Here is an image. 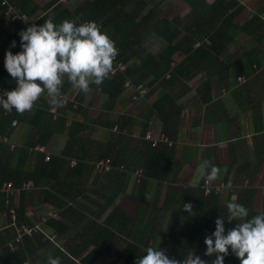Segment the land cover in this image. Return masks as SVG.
I'll use <instances>...</instances> for the list:
<instances>
[{"label":"crops","instance_id":"obj_1","mask_svg":"<svg viewBox=\"0 0 264 264\" xmlns=\"http://www.w3.org/2000/svg\"><path fill=\"white\" fill-rule=\"evenodd\" d=\"M84 1L86 0H69L71 10ZM215 1L205 0L208 5ZM234 1L237 2V6L243 7L234 18V23L240 26L244 25L247 20L253 18H258V20L254 21L249 30L238 32L232 42L225 46L219 44L220 47H224L221 52L208 55L205 52L204 56L198 57L197 60H190V63H197L198 67H195L196 65L190 69H184V67L180 70L183 71L182 74L175 79L172 85L159 86L145 100L132 103L130 93L126 90L109 95L102 94L91 87L90 91L84 94L72 88L66 81L62 90L63 97H71L78 91L80 103L84 105L79 112L74 113L68 108L50 105L46 93L31 112L20 114L15 110L12 118L16 120L17 126L14 129L7 128V131L10 130V141L15 146L14 150L10 151L7 146L0 144V184L12 182L1 183V179L6 176H15L21 180L20 178L24 175L31 174L32 177L39 179L37 183L30 179L35 186L32 190L21 191L15 196L5 193V198L0 196V235L4 236L11 227L9 215L11 209L16 214L22 209L21 223L29 227L37 225L44 234H52L55 229L37 221L54 214L55 217L51 218L58 221L64 229L60 233L56 231L60 246L68 253L73 248V251H81L76 256L80 260L90 252L92 246L83 249V245L80 246V242L78 243L77 236L83 233V229L93 214L94 216L98 214L99 223L105 221L113 207L122 210L130 217L134 216L139 202L137 198L139 177L136 174L128 175L123 191L116 197L114 204L99 212L103 200L97 195L96 181L99 178H96L93 172L70 174L67 169L63 168L62 171L56 169L41 177V173L37 174V160L44 155L34 151L33 147L44 145L52 160L67 159L69 164L74 158H68L65 150L74 140L79 141L83 138L91 145L98 147L107 144L112 133L116 134L119 130L129 138H137L146 125V128L152 130L154 135L159 132L163 133L162 122L156 114L152 113L151 107L165 94L170 95L176 104H181L182 117L179 120L176 134L171 139L173 142L172 156L165 157L170 169L165 175L166 178L160 180L153 176L146 179L144 213L141 217L138 216L140 220L137 218L140 222H135L142 223L141 232H138L142 241L136 257L129 264H135L138 256L146 255L143 250L147 247L160 244L166 252L169 251L167 249L173 248L171 244L173 240L168 236L170 233L173 234L174 225L183 224L182 220L187 217L174 215L184 205L185 199L182 198L181 189L188 188L195 191L199 188L204 179L196 182L199 175L198 168L205 161L221 169L220 179L213 183H224L227 186L219 200L220 217L227 214L222 206L232 198L249 209V217L264 211V68L249 74L245 77L247 82L240 85L237 83V78L241 75L237 72L238 65H234L248 59L246 57L249 50V52L252 51L249 55H253L264 63V25L262 24L264 22V0ZM52 2L53 0H34L39 9L37 15H42L40 13L42 9L48 8ZM150 3L159 4V15L170 21L172 19L168 16L170 12L164 13L160 8L161 4L167 6L172 3L174 5V10L171 12L173 19L180 11L182 12V16L176 22L190 14L189 6L182 0H150ZM204 32L206 35L204 40H207L205 44L209 47L210 41L207 36L211 34V31L207 28L203 30ZM196 33L200 34L201 30L199 29ZM200 42L201 40L195 41L192 45L195 47V44ZM188 43V45L186 42L180 43L179 52L173 58L175 63L186 61L189 63L188 59L184 60V52L191 46L190 42ZM164 45L162 40L153 36L145 46L147 50L156 54ZM10 46L11 44L3 46V39H0V52H2L0 58L5 56ZM241 55H244L246 59ZM229 65L234 66L228 67ZM208 67L212 68L209 74L204 70ZM1 69L4 73L3 82L14 88L13 78L5 68ZM204 83H206L205 87H203ZM52 108L57 110L56 116L49 112ZM107 119L118 123L116 125L118 131L114 132L113 127L110 129L104 125ZM76 123L84 127L73 135ZM45 129L47 132L45 131L42 136ZM76 149L74 146V150ZM88 149V156L95 151L93 147ZM22 152H26L25 155H22ZM21 156L24 159L20 162ZM84 161L93 168V161H88L87 158ZM19 167L21 171L18 170ZM14 171H17L18 175ZM65 177L66 180H64ZM77 179L83 190L81 194L75 195L74 200H71V195L65 193H68V184ZM57 197L65 202L73 201V207L78 209L79 213L73 212L72 217L68 215L60 217L57 211L59 208ZM166 202L169 203L168 207H164ZM191 204L193 205L192 200ZM151 227H153L151 232H154L151 235L153 234L154 239L147 241L145 239ZM205 237H195L190 252L200 256L206 264H212L215 254L210 257L204 255L206 252ZM120 247L123 248L122 245ZM52 248L53 246H47L34 251L27 259L29 264H40V258L46 256L48 251L53 250ZM92 264L125 263L116 254L106 252Z\"/></svg>","mask_w":264,"mask_h":264},{"label":"trees","instance_id":"obj_2","mask_svg":"<svg viewBox=\"0 0 264 264\" xmlns=\"http://www.w3.org/2000/svg\"><path fill=\"white\" fill-rule=\"evenodd\" d=\"M7 1L13 7L19 8L22 13L27 14L30 18L36 17L38 16L37 14H39L38 6L34 3V0ZM182 1L189 6L190 14L179 22H173L161 17L158 12L159 8L156 5H152L150 0H86L73 10H71L72 8L69 9L62 5L53 6V0L48 8L42 9L40 13L43 15L36 22V25H42L44 20L48 19H52L56 24H59L64 19H74L77 20L78 23L95 21L101 26V31L106 32L115 41L119 49V54L116 59L126 63H133V67L128 68L126 71V76L135 84L143 83L147 87V95L139 100L142 101L159 88V86L172 85L175 79L182 74L183 71L180 70L184 67V69H190L193 65L198 67L197 63H190V60H197L198 57L204 56L205 52L207 55L209 53L217 54L221 52L224 47H220L219 44L225 46L227 43L232 42L238 32L249 30L254 21L258 20V18H253L247 20L244 25L240 26L234 23V18L243 8L237 6V2L234 0H229L227 3H224L226 0H216L211 5H208L205 0ZM262 24L264 25V22H262ZM207 28L211 31V34L207 36L210 41L209 47L205 44L207 40H204L206 35L205 32L203 33V30ZM24 29H26L24 25L13 22L5 16V8L1 6L0 0V39H3V46L8 44L12 45V42L15 41V47L10 46L9 48L13 54L22 50L19 32ZM199 29L201 30L200 34L196 33ZM153 36L165 43L163 48L156 54L147 50L145 46L146 42ZM196 40H201V43L194 47L192 44ZM183 42H190L191 44L184 52V60L188 59L189 63H187V61L175 63L173 58L175 54L179 52L180 43ZM249 51H247L246 57L248 59H246L244 55H241V57L246 60H242L240 64H234L235 66L238 65L237 72L241 75L238 78L241 77L245 80L244 83H241L237 78V83L240 85L247 82L245 77L249 74L264 68V63L253 55H249L252 53V51ZM1 53L2 52H0V55ZM3 57L5 56L1 58ZM234 65H229L228 67H233ZM204 70L209 74L212 68L208 67ZM3 75L4 73L0 64V87L12 90L13 88L11 86L3 82ZM166 75H169V78H167ZM123 82V76L117 74L116 76H110L109 79H106L100 87L95 85L91 87L100 91L102 94L109 95H112L114 92L126 90L130 93V101L136 103L131 100V88H124ZM205 86L206 83L203 84V87ZM76 101L80 104V106L77 105L76 109L72 108V103H69L68 106V109L72 110L74 113L82 110L79 95ZM181 108V104H176L175 100L168 94L157 99L151 107L152 113L156 114L162 122L163 134H165L171 142V139L176 134L179 120L182 117ZM39 114L41 113L39 112ZM34 115L36 116V114ZM12 116L14 117L13 114L11 117H3L0 110V132L7 131L13 119ZM117 124L118 123L115 121H110L108 119L104 123V125L110 129ZM83 127L84 125L76 123L73 135H75L77 131L82 130ZM146 127L137 138H129L119 130L116 134L112 133V137L107 144L98 147L91 145L83 138L79 141H72L69 143L65 153L68 158L77 160V165L73 168L69 167L67 159L58 161L50 158L49 162H44V157H40L37 160V174L41 173L42 177L45 173L53 172L56 169L62 171L63 168L67 169L70 174H80L81 172L91 173L93 172V168L85 163V158L93 162L101 158L110 159L111 169L101 175H96V178H99L96 181V186L98 187L97 195L103 200L104 205L101 206L99 212L114 204L116 197L123 191L128 175L134 174L136 170L141 169L143 176L139 179V188L137 191L139 202L134 216L130 217L122 210L113 207L105 221L99 223L97 220L98 214H95V216L93 214V217L90 218V221L83 229V233L77 236L78 243L80 242V246L83 245V249L92 246L90 252L80 260L77 259L76 256L81 251H73V248L69 250V253L67 252L69 256L66 255L49 241H43V232H41L40 229V232L32 237H24L22 244H16L13 249L10 250L8 248V243L13 241L16 236V230L11 226L10 229L5 232L4 236L0 235V264H23L34 251L47 246H53V250L48 251L49 253L46 256L40 258V264H47V257L49 254L54 257H59L61 264H74L76 259L79 260L78 264H92L106 252L116 254L125 264H129V262L136 257L139 247L141 246L140 242L142 240L139 233L141 232L140 225L142 223L135 222L138 221L137 218L140 220L141 215L144 213L145 208L143 207L145 204L143 200L146 179L153 176L160 180L166 178L165 175L170 169L165 157L170 158L173 151V142L171 147L164 143H159L157 146L152 147L150 143L145 142L143 136L150 130ZM45 131L47 132L45 129L42 132V136H44ZM74 146H76V150H74ZM90 147H93L95 151L88 156V148ZM25 153L26 152H22V155H25ZM23 159L24 158L21 156L19 161L21 162ZM18 170L21 171L20 167ZM17 171L14 172L17 173ZM72 178L74 177L72 176ZM20 179L21 180L15 176H6L1 179V183L12 181L11 183L14 186H19L23 181L26 182L30 179L37 183L36 181H38L39 178L32 177L31 174H28ZM64 180H66V177ZM77 181L78 179L71 181V183L68 184V193H65L66 195H71V200L76 194H81L83 190ZM204 181L205 180H202L199 188L195 191L188 188L181 189V193H183L182 198L185 199V201L183 200L184 203H191L192 200L193 213L189 214L183 211L182 207L174 214L175 216L187 217L182 220L183 224H175L172 228L173 234L170 233L168 236L169 239L172 238L171 240H173L171 241L173 248L167 249L169 250L168 253L170 258L183 261V259L188 257L195 237L208 236L215 231V220L220 217L219 200L222 198V194L211 193L208 196H204L202 190ZM224 185L226 187L225 189H227L226 184ZM5 195V193L0 194V196H4L3 198H5ZM56 199L58 201L57 206L59 207L57 211H59L60 217L61 215L72 217L73 212L78 211L73 205L69 206L67 204L68 201L65 202L58 197ZM71 202L74 204L73 201ZM168 206L169 203L166 202L164 207ZM22 214V209L16 214V225L18 226L21 224L22 219H20V217ZM226 222L225 229L227 233V230L232 226H228ZM43 223L52 226L55 232L57 231L60 233L64 230L62 225L53 218ZM151 230H153V227L150 228L148 234L146 233L147 239H142L147 241L149 239L153 240V234L151 235V233L154 231L151 232ZM121 245L123 248L120 247ZM224 264H239V260L232 255L230 251L229 255L225 257Z\"/></svg>","mask_w":264,"mask_h":264},{"label":"clouds","instance_id":"obj_3","mask_svg":"<svg viewBox=\"0 0 264 264\" xmlns=\"http://www.w3.org/2000/svg\"><path fill=\"white\" fill-rule=\"evenodd\" d=\"M19 36L22 50L16 54L6 51L4 59V67L15 81L11 91L0 95V106L8 112L13 109L20 114L31 112L45 93L50 105L62 107L66 81L87 94L91 86L100 87L110 78L119 54L115 41L95 21L78 23L64 19L56 24L48 19L42 25L32 24L21 30ZM11 46L15 47V41ZM198 173L196 182L200 179L214 182L220 179L221 169L205 161ZM222 207L227 215L218 217L215 231L205 237L204 255L215 254L212 264H224L231 251L239 264H264V211L249 217V209L235 198ZM192 209L191 203H184L183 211L191 214ZM225 220L234 225L227 233ZM143 252L146 255L138 256L135 264H206L192 251L183 261L170 258L160 244ZM47 264H61V260L49 254Z\"/></svg>","mask_w":264,"mask_h":264},{"label":"built area","instance_id":"obj_4","mask_svg":"<svg viewBox=\"0 0 264 264\" xmlns=\"http://www.w3.org/2000/svg\"><path fill=\"white\" fill-rule=\"evenodd\" d=\"M56 5H62L64 7L71 9L69 0H54L53 6H56ZM1 6L5 8V16L8 19H10L11 21L16 22V23H21L22 25L25 26V28L31 26L32 24H36V22L39 20V18L43 15L42 14L40 16L30 18L27 14L22 13L19 8H15L12 5H10L7 0H1ZM198 45H199V43H196L195 47ZM4 59H5V57L0 58L1 68H5L4 67ZM130 67H133V63H126V62L119 61V60L115 59L114 68H113V72H112L111 76H116L117 74L122 75L124 78L123 87L124 88H131V91H132L131 100L133 102H137L147 95L148 90H147V87L143 83L135 84L129 77L126 76V71ZM166 77L169 78V75H166ZM238 81L241 83L245 82V80L241 77L238 78ZM4 91H10V90H5V89L0 88V95H3ZM78 95H79V92L76 91L69 98L63 97V101H62L63 106L62 107L68 108L69 103H72L73 104L72 108L76 109L77 105L80 106V104L76 101V98ZM83 106L84 105H82L81 107H83ZM0 110H1V114L3 117H11V115L15 111V109H13L11 112H8V111L4 110L2 106H0ZM49 112L53 116H56L57 110L55 108H52L49 110ZM16 126H17L16 120L12 119L11 124H10L11 129L12 128L14 129ZM113 131H117V126L113 127ZM9 132H10V130H8L7 132H0V144L7 146L8 149L10 151H12V150H14L15 146L10 141V133ZM143 140L147 143H150L152 145V147L157 146L159 143L167 144L169 147H171V145H172V142L169 140V138L165 134L159 133L157 135H154L153 131H151V130H148L144 134ZM33 150L36 151L37 153L44 155V162L50 161L51 157L47 153L44 145H36L33 147ZM110 163H111L110 159H102L101 158L97 161H94L93 173L95 175H101L104 172H108L111 169ZM76 165H77V160H75V159L70 160V162H69L70 168H73ZM134 174H136L140 179V176H142V170L141 169L136 170L134 172ZM34 188H35L34 183L30 180L26 181V182H22L19 186H14L11 182L10 183H3V184H0V193H6L9 196H15V195L20 194L21 191L32 190ZM225 188L226 187L223 183L215 184L213 182H208L206 180L204 181V183L202 185V190H203L204 196H208L211 193L223 195L225 193V190H226ZM67 204L69 206L73 205V203L71 201H68ZM9 215H10V221H11L10 226L14 227L16 230V236H15L14 240L8 243V248L10 250L13 249L14 245L22 244L24 237H32L33 235L40 232L37 225H34L32 227L26 226L22 223L19 226L16 225V213L13 209L9 210ZM51 217H55V215L54 214L47 215V217H42L37 222H45L48 218H51ZM42 236H43V241L47 240L50 243H52L55 247H57L61 250V246L57 245L58 234L56 232H53L52 234H44L43 233ZM62 252H64L66 255L69 256V254L66 251L62 250ZM78 263H79V260L76 259L74 261V264H78ZM23 264H29L28 260L25 261Z\"/></svg>","mask_w":264,"mask_h":264},{"label":"rangeland","instance_id":"obj_5","mask_svg":"<svg viewBox=\"0 0 264 264\" xmlns=\"http://www.w3.org/2000/svg\"><path fill=\"white\" fill-rule=\"evenodd\" d=\"M152 5H154V3H151ZM156 6L157 7H159V4H156ZM161 7L160 8H162L163 9V12L164 13H167V12H170V14L168 15L170 18L172 17V19H171V21H178L179 19H180V17L182 16L181 15V11H180V13H178L176 16H174V19H173V14L171 13V12H173V10H174V5L171 3L170 5H167V6H164V4H161L160 5ZM172 10V11H171ZM169 20V19H168ZM170 21V20H169ZM196 41H200V40H196ZM189 43L187 42V45H188ZM186 45V44H185ZM200 79H201V77H200ZM57 245L58 246H60V243H59V241L57 242ZM65 251L62 247H61V251ZM64 253V252H63Z\"/></svg>","mask_w":264,"mask_h":264}]
</instances>
